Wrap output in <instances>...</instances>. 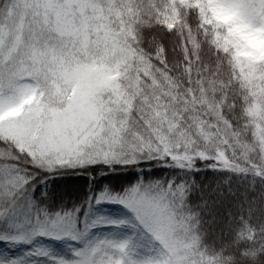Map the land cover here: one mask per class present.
Wrapping results in <instances>:
<instances>
[{
	"label": "snow or ice",
	"instance_id": "6c2138e0",
	"mask_svg": "<svg viewBox=\"0 0 264 264\" xmlns=\"http://www.w3.org/2000/svg\"><path fill=\"white\" fill-rule=\"evenodd\" d=\"M197 160L264 176V0H0V264H234L143 172Z\"/></svg>",
	"mask_w": 264,
	"mask_h": 264
},
{
	"label": "trees",
	"instance_id": "16d2710c",
	"mask_svg": "<svg viewBox=\"0 0 264 264\" xmlns=\"http://www.w3.org/2000/svg\"><path fill=\"white\" fill-rule=\"evenodd\" d=\"M211 163L210 160H197L193 168L184 170L153 164L151 168H144L143 172L155 177L175 176L188 184L186 205L197 214V230L202 245L210 252L230 255L234 257V264H264V251L258 252L254 258L242 257L241 250L252 246L253 242L247 238L238 239V232L245 224L258 233L264 225V176L254 172L213 168L209 166ZM113 174L124 177L122 180L134 179L139 175L134 168L126 170V175H107ZM64 176L51 177L48 183L57 200L63 199L71 204L73 198L80 199L87 179L72 178L69 181V178L63 179ZM60 178L63 179L61 182L66 180V183H72L68 192L58 191ZM105 207L116 213L122 211L118 205ZM0 250H3V242H0Z\"/></svg>",
	"mask_w": 264,
	"mask_h": 264
},
{
	"label": "rangeland",
	"instance_id": "374dc122",
	"mask_svg": "<svg viewBox=\"0 0 264 264\" xmlns=\"http://www.w3.org/2000/svg\"><path fill=\"white\" fill-rule=\"evenodd\" d=\"M125 173H126V171L122 172L121 174L126 175ZM113 175H116V174H113ZM113 175H111V176H113ZM62 178L59 179V181H60L59 185L60 186L57 188L60 193H64V191L68 192L70 190V187H71V184H72L71 182L70 183L69 182L66 183V180L61 182V180L65 179V178L66 179L69 178L70 179L69 181H71L72 178H80V179L84 178V179H87L86 176L77 175V174H67V175L64 176L63 179ZM122 178H124V177H122ZM80 184L81 183H79V185ZM54 246L60 251H66V246L62 242H56Z\"/></svg>",
	"mask_w": 264,
	"mask_h": 264
},
{
	"label": "clouds",
	"instance_id": "9594fccd",
	"mask_svg": "<svg viewBox=\"0 0 264 264\" xmlns=\"http://www.w3.org/2000/svg\"><path fill=\"white\" fill-rule=\"evenodd\" d=\"M240 232V231H239ZM239 232H238V234H239Z\"/></svg>",
	"mask_w": 264,
	"mask_h": 264
}]
</instances>
